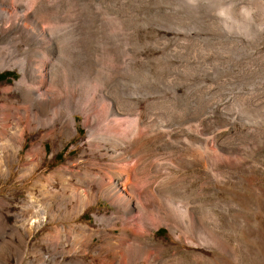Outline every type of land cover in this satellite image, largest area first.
Instances as JSON below:
<instances>
[{
	"label": "rangeland",
	"instance_id": "obj_1",
	"mask_svg": "<svg viewBox=\"0 0 264 264\" xmlns=\"http://www.w3.org/2000/svg\"><path fill=\"white\" fill-rule=\"evenodd\" d=\"M28 4L51 32L42 60L54 85L100 93L95 111L108 126L85 149L77 114L79 133L46 141L48 156L31 175L25 157L0 158V264H264V0ZM0 76L6 84L21 75ZM123 150L130 161H112L129 167L144 208L128 215L93 181L110 176L100 164ZM69 160L75 175L53 174ZM49 206L64 220L24 230V219Z\"/></svg>",
	"mask_w": 264,
	"mask_h": 264
},
{
	"label": "bare ground",
	"instance_id": "obj_2",
	"mask_svg": "<svg viewBox=\"0 0 264 264\" xmlns=\"http://www.w3.org/2000/svg\"><path fill=\"white\" fill-rule=\"evenodd\" d=\"M33 7L32 5L28 4V0H0V69L18 70L21 75L20 78L15 79L13 83H0V158H7L12 162H15L18 161L22 156L25 157L29 163L27 164L29 165V168L31 166V169H28L30 175L33 174L39 164L41 165V163L45 162L48 156V151L45 145L46 141L53 140L57 133L62 136L64 135L67 140L74 138L79 133V122L77 121L78 119L76 117L77 114L84 116L85 119L82 124L88 130L87 139L85 138L86 140L82 142V146L85 149H91V147H93V139L101 135V132L105 131L106 127L108 126L105 122L107 118L104 119L95 111L97 107V100L99 99V96H101L100 93L95 92V90L93 92H83L81 89L77 95L74 96L72 93L67 91L65 87L54 85V82L56 81H54L55 77L53 75V71L46 66V63L44 62L45 60H42V52L46 51L52 43L50 41L51 32L50 30L43 29L41 27L40 23L42 21L40 22L36 19L37 17L35 18V12L37 13V11H34ZM47 51L49 52L50 50ZM32 54L38 58H41V60H30L29 55L32 56L31 59L34 58ZM40 55L41 57H39ZM54 74L56 73L54 72ZM59 75L60 74H58V78L61 77V75ZM68 77L66 79H69ZM60 83L62 82L60 81ZM80 88H82V86ZM114 103L111 102L109 105L110 115L112 113L113 116H115V113L119 111L118 107ZM28 136H32L33 138L31 139L29 148L26 147ZM105 141L107 140H104V142ZM9 142L13 143L11 147H8L7 143ZM25 150L26 152L23 154ZM57 150L53 152L52 157L57 153ZM107 155H109V153ZM131 157L132 156L128 151H116L114 156H112V159L110 158L109 161H106L103 166L100 164V168L107 169L110 172V176L104 177L105 175L103 176L101 173H99L95 174L93 179L95 184H103L101 193H99L100 196L105 197L109 202H111V204H114L119 209L124 208V213H126V215H128V211L129 213H133L135 210L142 212L144 211V208L141 202L138 200V196H134L136 194H133L132 188L128 185L131 180V172L129 171V167L127 165H121L124 167L115 165L112 160L116 159V161L121 160L122 162H129ZM35 158L36 160H34ZM97 158H99V156ZM93 161L96 160L94 159ZM8 163L9 162L7 161L6 165H8ZM68 165L69 166H60L54 170L53 174L75 175L77 170H73L74 166L70 160ZM96 166H98L97 163H81L80 166L78 165L80 169L84 168L87 171L90 170V167L91 169H96V171H98L99 166ZM8 169L9 167L7 166L6 170ZM104 171L106 172V170ZM21 173L24 172L22 171ZM94 197L90 198L94 199ZM90 203L92 202L90 201ZM61 210L62 209L59 208L58 210L54 211L49 206L48 211L44 212L41 217H33L35 218L34 220L31 218L32 216L29 217V219H24L25 221L23 222L22 227L24 230L32 233L50 219L53 220L56 217L63 218L65 212L64 210ZM85 210L86 207L80 211L82 213L85 212ZM120 211L122 212V210ZM184 213L187 216V213ZM94 216L97 220L106 218V216L99 213H95ZM25 217L26 215H24V218Z\"/></svg>",
	"mask_w": 264,
	"mask_h": 264
},
{
	"label": "trees",
	"instance_id": "obj_3",
	"mask_svg": "<svg viewBox=\"0 0 264 264\" xmlns=\"http://www.w3.org/2000/svg\"><path fill=\"white\" fill-rule=\"evenodd\" d=\"M5 76H0V80L4 79Z\"/></svg>",
	"mask_w": 264,
	"mask_h": 264
}]
</instances>
